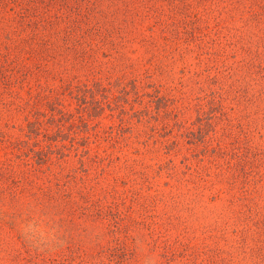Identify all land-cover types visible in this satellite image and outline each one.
<instances>
[{"label":"rangeland","instance_id":"rangeland-1","mask_svg":"<svg viewBox=\"0 0 264 264\" xmlns=\"http://www.w3.org/2000/svg\"><path fill=\"white\" fill-rule=\"evenodd\" d=\"M247 49L264 0H0V264H264ZM39 213L60 251L21 235Z\"/></svg>","mask_w":264,"mask_h":264},{"label":"clouds","instance_id":"clouds-1","mask_svg":"<svg viewBox=\"0 0 264 264\" xmlns=\"http://www.w3.org/2000/svg\"><path fill=\"white\" fill-rule=\"evenodd\" d=\"M46 217V213H39L23 219L20 223L21 235L30 241L38 252H58L66 245V230L58 221ZM135 244L137 248L142 249L144 241L136 239ZM143 264H158V259L146 255Z\"/></svg>","mask_w":264,"mask_h":264},{"label":"trees","instance_id":"trees-1","mask_svg":"<svg viewBox=\"0 0 264 264\" xmlns=\"http://www.w3.org/2000/svg\"><path fill=\"white\" fill-rule=\"evenodd\" d=\"M250 16L251 17H257L256 15H254L253 12L250 13ZM156 23L158 24H161L162 21H160L159 19L155 21ZM167 26H164V23L162 24V26L160 27L161 30L163 31L162 28H165ZM187 30V29H186ZM176 37H181V35H179V31L177 30L174 34ZM195 36V34L193 33V37ZM225 42V41H224ZM226 43V42H225ZM227 44L231 45V46H235L236 44V39H229L227 41ZM248 50V53L251 54L250 58L247 59L245 61V64L243 63V67L245 65V68H244V74H243V77H250V78H254L255 79V82H263L264 80V64H262L260 62V60L258 59L259 57V50L255 49V50H251V49H247ZM241 64V63H240ZM238 64V65H240ZM237 65V66H238ZM230 69V68H228ZM229 72V71H228ZM248 94V91L246 89H244V93L243 95L246 96Z\"/></svg>","mask_w":264,"mask_h":264}]
</instances>
